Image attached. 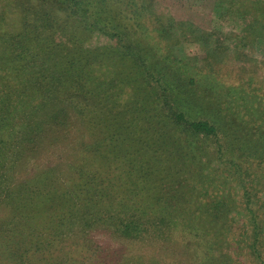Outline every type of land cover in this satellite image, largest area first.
<instances>
[{"label":"trees","instance_id":"16d2710c","mask_svg":"<svg viewBox=\"0 0 264 264\" xmlns=\"http://www.w3.org/2000/svg\"><path fill=\"white\" fill-rule=\"evenodd\" d=\"M4 1L0 165L8 142L18 151L30 145L33 156L39 142L54 144L61 128L70 129L72 120L56 106L45 123L31 120L23 123V133L11 130L16 112L34 111L33 104L44 99L69 102L99 134V145L81 153L100 162L98 171L101 165L107 170H94L83 183L70 181L68 190L50 176L55 166L43 168L23 184L45 176L43 188L11 201L10 214L29 213L56 233L76 224L91 228L101 219L100 209L117 207L121 216L113 225L121 236L158 241L166 230L184 227L213 237L201 264H264V178L256 176L264 175V78L253 55L264 49V0H212L213 17L227 22L226 30L175 20L156 0ZM95 34L108 42L88 46ZM182 41L198 42L203 56L185 55L178 48ZM228 56L238 61L237 68L225 65ZM42 130L46 139L39 136ZM210 157L224 161L235 176L242 203L233 197L237 210L229 206L228 194L218 193L225 178L210 168ZM2 178L0 200H9L7 176ZM232 213L241 222L236 232ZM3 239L0 264H40L33 252L60 250L59 242L48 247L45 240H33L26 248Z\"/></svg>","mask_w":264,"mask_h":264},{"label":"rangeland","instance_id":"374dc122","mask_svg":"<svg viewBox=\"0 0 264 264\" xmlns=\"http://www.w3.org/2000/svg\"><path fill=\"white\" fill-rule=\"evenodd\" d=\"M212 2V0H156V7L168 12L175 20H188L193 22L201 30L228 29L226 28L228 26L227 22L221 23L213 17ZM3 3L5 1L0 0V10ZM107 42L108 39L106 37L101 34H95L88 42V46L95 47ZM178 48L182 49V52L189 57L203 56L198 42L182 41L178 45ZM253 55L261 65V70L263 71L261 75L264 78V49L262 47L256 48L253 51ZM227 60L225 65L231 66V70L239 66L238 61L231 57ZM229 77L235 76L231 74ZM226 79L233 82L232 78ZM33 105L35 106L34 111H29L27 114H24L22 111L15 113L14 120L12 121L13 124L10 127L11 130L17 129L19 133H23L24 126H26L23 123L31 120H35L36 123H45L43 121L45 115L49 113V109L51 113L56 106L64 110L65 114H68V117L72 120V126L66 130L61 128V138L57 139V142L54 144L45 146L46 141H38L41 147L35 150L33 156L32 154L30 156L28 154V147L30 145L23 148L22 151H18L16 143L10 144L8 142L2 148L3 156L1 158L0 175L1 178L4 175L7 176L6 188L9 189L7 190L9 191L10 199L8 200L5 197L2 201L0 200V236L5 239L8 246H13V243H24L28 244L26 248H29V245L31 248L33 244L31 242L33 240L42 243L45 240L44 243L50 247L55 242H59V246L56 247L60 249L59 252L52 251L54 246L43 253L33 252V256H40V264H60V258L64 260V264H70V260L74 264H201L203 262L206 256L208 240L209 238H213L212 235H194V233L188 232L184 227H172L170 230H166L167 237L160 238L158 241L147 236H143L142 238L124 237L116 232L113 225V222L116 221L114 218L121 216L116 214V211L120 209L117 207L100 209L98 215L101 219L91 228L85 224L83 225V229H81L79 227L81 225L76 224L73 227L65 226V230L56 228V233L55 228L50 230L44 220L37 219L34 222L32 215L30 216L29 213L12 216L9 211L11 201H19L27 191H29V195L35 187L43 188L41 185L44 183L45 176H40V179L33 182L31 186H23L24 180L38 173L43 168L55 166V172H50V176L58 178V183L60 182L68 190L70 189L68 187L70 181L71 183H75L82 180L81 183H83L87 180L86 178L88 176L91 177L89 174H93L94 170L97 173L101 170L103 173L107 171L103 165H101V170L98 171L100 162L99 164L97 162H91L89 161L87 153H81L85 147L91 148L92 146L99 145V134L86 126L84 120L76 114L75 107L72 104L65 100H58L56 104L53 100L44 102V99H39L38 105L36 103ZM77 120L80 121L78 122ZM39 136L46 139L45 131L42 130ZM212 147L213 144L208 145L209 150H212ZM16 153L17 156L15 158ZM13 159H15V164L12 163ZM202 160L204 163L208 162V159ZM199 161L197 160L193 164L196 165ZM78 162L82 163L78 164ZM89 163L93 165L89 166ZM209 166L210 168L217 167L218 173L224 176L223 191L225 192L217 191L219 194H228L230 198L229 206L237 210L239 208L238 205L242 203L240 199L241 191L236 184L235 176L230 173V169H227L226 163L219 159L216 160L210 157ZM256 176L257 178H261V181L264 178L263 174ZM112 181L116 186L120 184L118 180L113 179ZM18 184L22 185L20 190L19 186H17ZM219 187L222 186L220 185ZM201 189L206 191V185L201 187ZM1 190L2 187L0 185ZM117 192H122L120 188H118V191H115V194L121 196ZM3 194L5 192H0V196ZM233 197L236 203L240 199V202L236 206ZM196 201L202 204L200 197ZM112 214H115V216ZM232 215H235L232 232H236L241 222L239 216L233 213ZM11 216L14 221L10 222L11 226H8L7 224ZM229 236H232V234H229ZM229 236L228 240L230 239ZM220 237L222 238L220 235L217 240H220ZM71 241H74V244H69ZM61 243L67 245L60 247ZM0 249H3V247ZM27 256H31V253H28ZM32 260L35 262L36 259ZM6 261L8 264H14L11 261Z\"/></svg>","mask_w":264,"mask_h":264}]
</instances>
